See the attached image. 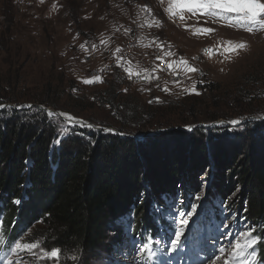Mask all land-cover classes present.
<instances>
[{"label": "trees", "instance_id": "16d2710c", "mask_svg": "<svg viewBox=\"0 0 264 264\" xmlns=\"http://www.w3.org/2000/svg\"><path fill=\"white\" fill-rule=\"evenodd\" d=\"M107 82L108 89L91 102L116 117L118 121L105 126L123 136L69 127L40 108L0 110V214L4 213L5 226L0 232V260L11 257L13 246L30 227L43 223L55 244L65 250L91 253L148 245L154 252L152 259L141 251L138 263L167 264L179 221L193 216L198 204L192 181L210 167L213 170L205 177L213 173V191L206 209L188 223L183 237L192 231L222 246L221 235L230 224L240 228L241 221L248 220L260 241L255 251L264 259V121H247L237 129L196 127L191 132L171 130L170 123L162 121L153 129L149 121L138 120L137 98L117 99L122 78L114 75ZM204 85L207 88L206 83L195 88ZM56 87L62 99L79 98L82 91L74 88V82L72 87ZM46 90L35 103L66 111L62 99H53L51 87ZM7 103L20 101L0 94V107ZM250 107L246 109L238 96H227L213 105L220 115H207L194 107L192 114L200 119L190 125L261 116ZM134 134L145 136L138 140L131 137ZM32 202L42 206L34 219L28 216ZM114 226L127 239L123 246L108 238ZM225 240L230 244L231 234Z\"/></svg>", "mask_w": 264, "mask_h": 264}, {"label": "rangeland", "instance_id": "374dc122", "mask_svg": "<svg viewBox=\"0 0 264 264\" xmlns=\"http://www.w3.org/2000/svg\"><path fill=\"white\" fill-rule=\"evenodd\" d=\"M168 6L169 0H43V2L41 0H0V94L8 99L14 98L20 101L18 105L7 103L0 107V110L14 108L25 111L40 108L47 113H53V117L60 118L69 127L103 130L119 135L115 128L105 126L113 123L116 117L108 114L104 106L99 108L91 102V100L94 101L92 99L94 96L100 97L108 89V82L95 89L83 83L87 80L82 75V72L87 69L81 57L84 49L79 54H75V50L88 44L90 38L100 39L103 36L109 37L112 48L120 49L130 29L135 28V20L139 14L148 9L156 13L159 21L166 27V34L189 53L203 47L225 49L226 41L244 42L248 45V49L239 50L238 53L224 50L219 56L210 58L205 63L209 75L206 80L208 86L195 88V92L190 87L197 85L192 77L182 85L165 88L167 91L153 89L142 94L137 92L136 87L124 82L120 86L122 94L117 99L137 98L139 121H149L153 129L165 121L170 123L168 127L171 130L180 129L188 132L196 127L213 128V124H216L215 127L225 126L226 123L222 121L230 123L228 127L233 129L239 128L247 121H264V31L248 33L224 26L223 21L214 22L209 17L193 15L186 11L183 21L178 17L170 18L166 11ZM201 27L212 28L214 31L211 34H194V29ZM49 82L54 84L47 85ZM73 82L74 88L82 89L79 98L72 99L65 96L62 99L61 91L56 85L65 84V88H68L72 87ZM47 87H51L53 99H62V106L66 108V111H57L35 103L34 100L42 99L46 95ZM231 95L238 96L244 101L246 109L252 105L250 107L252 112L259 111L261 116L233 120L241 122L237 126L223 118L211 124L200 122L190 125L196 121L195 119H200L197 113L192 114L194 107L196 109L199 107L207 115H217L220 111L213 108L215 101ZM84 96L89 98L87 102ZM29 105L31 108L28 107ZM61 113L74 117L82 124L66 121L60 116ZM222 113L225 111L222 110ZM155 122L158 124H154ZM158 131L160 130L148 131L145 135H154ZM134 136L140 135L134 134L131 137ZM212 170L211 167L209 170L207 168L200 170L198 177L192 181L199 193V199L193 216L192 214L185 216L189 223L196 221L206 209V201L209 200L210 193L213 191L212 185L215 183V178L213 173L209 174V179L205 176ZM196 179H198L197 182ZM239 190L240 188L237 191ZM39 207L42 206L35 202L30 203L28 216L31 219L38 217ZM2 217H4L3 212L0 214V232L5 228ZM229 220L232 219L229 218ZM241 222L240 228L232 223L227 233L221 235L220 242L224 247L222 249L225 250L224 258L241 233L252 231L253 234V227L248 220ZM120 231L119 226H114L108 233V238L111 237L112 242L115 241L117 245L119 242L123 246L127 239L120 234ZM230 234L231 243L229 244L225 239ZM185 235H188V232ZM19 242L38 243L40 248L32 253L25 251L15 256L11 252V257L5 258L7 260L1 258L2 264H7L8 259H12L13 264H54L53 260L44 259L41 255L43 252L59 248L51 238L50 229L44 227L43 223L30 227ZM227 244L231 246L225 247ZM208 246L213 249L211 245ZM141 248L140 245L124 246L121 250L106 252L102 250L91 253L59 248L61 258L55 264H139ZM189 251L193 253L191 246ZM204 254L209 258L207 264H218L215 257L222 255L220 251L208 253L207 248H204ZM74 255L78 258L76 261L71 259Z\"/></svg>", "mask_w": 264, "mask_h": 264}, {"label": "snow or ice", "instance_id": "6c2138e0", "mask_svg": "<svg viewBox=\"0 0 264 264\" xmlns=\"http://www.w3.org/2000/svg\"><path fill=\"white\" fill-rule=\"evenodd\" d=\"M43 2V0H41ZM150 11V10H149ZM170 18L178 17L180 20H184L185 11L193 15H203L213 19V21H223L224 26L233 27L238 30H243L248 33H257L264 31V0H169V6L166 9ZM156 26H162L159 21H155ZM151 27L152 24H149ZM214 31L212 28H196L194 29V34H211ZM227 47L224 49L225 52H236L239 50H247L248 45L244 42L235 43L233 41H226ZM119 52L120 49H117ZM211 51V50H207ZM166 55H173V53L168 52ZM180 63L187 67L189 72H196L198 69L190 67L187 65V61L181 59ZM171 68L172 65L170 64ZM125 71L129 72L131 77L132 72L129 68H125ZM139 75V73H136ZM94 82H103L99 77L94 80H84L85 84H92ZM167 91V89H165ZM192 91L195 92V85L192 86ZM199 94V93H196ZM151 103V101H149ZM31 108V105L28 106ZM52 116L53 113H48ZM61 116L68 122L73 124H82V122L75 120L65 113H61ZM233 124H239V121H232ZM87 127H92L91 125H86ZM59 143V140L56 141ZM19 203V201H17ZM189 220L182 219L179 221V225L175 229L174 238L170 242L171 252L178 251L183 244V234L188 226ZM2 238V237H0ZM260 243L259 239L252 234V231H245L241 233L236 243L231 246V250L227 252L226 258H224V249H220L222 255H217L215 260L218 264H264V259H260L258 253L255 251V245ZM40 248L38 243H22L17 241L12 248L13 255H18L21 252L27 251L32 253L34 250ZM143 252L149 254L148 259L151 260L154 252L153 249L144 245L142 249ZM44 259L53 260L54 264L61 258V250L59 248L52 249L41 253ZM71 259L76 261L77 256H72ZM7 264H13L12 259H8Z\"/></svg>", "mask_w": 264, "mask_h": 264}, {"label": "bare ground", "instance_id": "6f19581e", "mask_svg": "<svg viewBox=\"0 0 264 264\" xmlns=\"http://www.w3.org/2000/svg\"><path fill=\"white\" fill-rule=\"evenodd\" d=\"M148 9L144 10L142 13L146 12ZM149 11V10H148ZM151 12V16L155 17L157 21H159L158 16L156 13ZM139 17V16H138ZM160 22V21H159ZM162 25V23L160 22ZM137 32H144V25H137ZM146 38L150 40H162L164 39V46L167 48H173V53L178 55V58L183 59L184 61H188V66L198 69L199 74L201 77L193 78L194 83L197 85H202L206 83L208 73L205 68V63L212 58V53L207 50H220L218 48H211V47H203L199 48L193 52H187L183 46L177 43L174 39H172L169 35L166 34V27L158 26L154 30H147L146 31ZM93 39H98L93 38ZM101 39V46L97 49V43H88L78 47L75 50V54H79L81 47L88 46L87 50L84 51L83 56H81L84 60V63L87 65V69L82 72L83 77H86L87 80H92L93 74L96 73L99 69L102 68H109L117 61L116 54H110V48H112V44L108 36H103ZM126 48L128 54L132 57H141V47L135 45V37L128 32L127 39L122 42V47L120 49ZM145 59H155V51L154 50H145ZM204 66V68H202ZM113 75H118L117 71H109L102 73L101 80L103 82H94L91 85H88L89 88L95 89L99 88L104 85L108 78ZM192 77V72L185 71L184 78L179 79L177 81V86L182 85L187 82ZM127 84H130L137 88V92L142 94L153 89H160V88H168L175 86V81L172 78H164L158 81H155V88L144 90L141 84H133L132 81L128 79H122ZM193 83V82H192ZM186 85V84H185Z\"/></svg>", "mask_w": 264, "mask_h": 264}, {"label": "built area", "instance_id": "2783aa9c", "mask_svg": "<svg viewBox=\"0 0 264 264\" xmlns=\"http://www.w3.org/2000/svg\"><path fill=\"white\" fill-rule=\"evenodd\" d=\"M155 21H157V19L152 17L151 12L147 10L139 14V17L135 20V28L130 29V33L135 37V45L141 47V57H132L128 54L126 48L120 49L119 52L115 48H110V54H117L116 63L109 68L101 67V69L93 74L92 80L96 77H99L101 80L102 73L104 72L117 71L120 78L128 79L132 81L133 84H141L142 88L146 91L155 88V81L164 78H172L173 81H175V87H177V81L184 78V72L188 70L184 64L180 63L181 59L178 58V55L173 53V48L164 46V39L150 40L146 38L147 30H154L158 27ZM149 24H152V26L150 27ZM137 25H144V32H137ZM90 43H97V49H99L101 46V39L90 38ZM81 48L86 51L88 46H83ZM145 50H154L155 59H145ZM168 52L173 53V55H166ZM209 52L212 53V56L215 58L224 52V48L220 50H211ZM170 64L172 65L171 68L169 67ZM125 68L131 70V77L129 76V72L125 71ZM136 73H139V75H136ZM198 77H201L198 71L192 72V78ZM197 86L199 85H195V87Z\"/></svg>", "mask_w": 264, "mask_h": 264}, {"label": "water", "instance_id": "95a60500", "mask_svg": "<svg viewBox=\"0 0 264 264\" xmlns=\"http://www.w3.org/2000/svg\"><path fill=\"white\" fill-rule=\"evenodd\" d=\"M61 116V115H60ZM61 117H63V116H61ZM221 123V122H220ZM222 123H226V125L227 126H230L231 124L230 123H228V122H224V121H222ZM241 124V122L239 123V124H236V126L237 125H240ZM216 124H213L212 126H215ZM91 128H94V129H99V128H96V127H91ZM156 133H158V132H155L154 134H156ZM120 136H123V135H121V134H119ZM135 138H137L138 140H141V139H143L144 138V136H141V137H138V136H135Z\"/></svg>", "mask_w": 264, "mask_h": 264}, {"label": "clouds", "instance_id": "9594fccd", "mask_svg": "<svg viewBox=\"0 0 264 264\" xmlns=\"http://www.w3.org/2000/svg\"><path fill=\"white\" fill-rule=\"evenodd\" d=\"M183 238H184V237H183ZM216 246H217V245H216ZM218 247H221V249L223 248V247H222V246H220V245H219ZM2 263H3V262H2ZM2 263H1V264H2ZM4 263H5V262H4ZM204 264H207V262H205Z\"/></svg>", "mask_w": 264, "mask_h": 264}]
</instances>
